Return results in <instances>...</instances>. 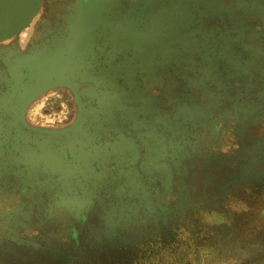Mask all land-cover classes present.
<instances>
[{
	"label": "rangeland",
	"instance_id": "rangeland-1",
	"mask_svg": "<svg viewBox=\"0 0 264 264\" xmlns=\"http://www.w3.org/2000/svg\"><path fill=\"white\" fill-rule=\"evenodd\" d=\"M80 1L43 0L0 40L18 103L29 85L15 70L41 72L49 55L51 69L80 71L32 75L41 91L16 117L33 129L3 158L0 264H264V0H107L98 13ZM90 18L83 44L75 24ZM62 21L69 42L48 41ZM85 103L58 160L47 146Z\"/></svg>",
	"mask_w": 264,
	"mask_h": 264
},
{
	"label": "flooded vegetation",
	"instance_id": "flooded-vegetation-1",
	"mask_svg": "<svg viewBox=\"0 0 264 264\" xmlns=\"http://www.w3.org/2000/svg\"><path fill=\"white\" fill-rule=\"evenodd\" d=\"M106 1L107 0H81L80 1V5L78 7V11L79 12H85V11H89V10L95 9L97 5L98 6L99 5L102 6V4L104 2H106ZM42 4H43V2H42ZM41 7H40L38 12H40ZM98 9H100V8H98ZM33 20H34V18H33ZM33 20H32V22H33ZM79 24L80 23H76L75 24V33L77 34V36H80V34H81V29H79ZM68 25H69V23H67L65 21H62V22L59 23V26L57 28L51 26V24L50 25L47 24L44 27V29L47 31V32L45 31L47 34H50L54 30L58 29V32L56 33V35L57 36H62V35H64L65 30H69L68 29ZM93 29H94L93 26L90 27L88 32H92ZM32 31H33V28H31L28 31V33L30 34ZM75 33H74V35H75ZM34 37H36V35H35V32L33 31V33L31 35H28V38L26 39V42L28 40H29V42H31V40H33ZM42 39H44V37ZM49 40H51V41L53 40L55 42H57V41H59V42L60 41L69 42L68 38H66L65 35H64V37H59L57 39H52L51 38V39H48V41ZM48 41L46 42L45 47L46 46L48 47L50 45V43L48 44ZM75 41H77V40L75 39ZM78 41L80 42L81 39L78 38ZM31 49H32V43H30V45L28 46V49L26 51L29 52V51H31ZM43 49H45V48H43ZM16 55L18 56V53L13 54L11 56L12 57V61H14L15 63L17 62V58H13V57L16 56ZM52 61H53V63L56 62L55 59H53ZM42 62H44V64H46V65L43 64L45 69L42 70L41 72L40 71H35V73H34V71L28 70V69L27 70L23 69V71H20V73L17 72V70L14 71V73L17 74V76H18V74L20 75L19 77L16 76V79L20 78L22 76V78H23L22 82L26 83V85H29V86H26L25 89L23 88V90L26 93L23 95L24 99L20 103L14 101L15 98L17 97V95H20V91L18 90V87L20 88V86H17L16 84L15 85L11 84L10 82L8 83V85H7V83H2V81L5 80L6 72H3L2 69L0 68L1 69L0 70V77H1L0 78V115L4 114L3 117L0 118V185L1 186L6 185V187H8L9 189H10V186H7V183L3 180L7 176V174L5 173L6 171H4V169H3V168L6 169V167L3 166V164L9 162L7 158H11L12 159L13 155L16 154V151H14L13 148H17L16 145H15V143L17 141V138H18L17 131L22 129V128H19V127L22 126L23 123H25L27 126H29V128L33 129L32 126L34 125L32 123V121L30 120V118H28L29 114H28V116L26 118L20 117V120L16 116L18 115V110L19 109H23V110L24 109H28V106H27V105H29L28 104V100H29L30 97H32V93H34L36 91H41L40 87L34 86V84H33L34 81H33L32 75L33 74L34 75L36 74L37 76H38V74L42 75L41 78L42 77L45 78V80H42V82H44V83L45 82L46 83L47 82L48 83L49 82H57V81H64L65 82V81H68V80L77 82V80H76V78H77L76 77V72H80V71H76V66H75V64L77 62L76 60L72 64L69 65L70 70L62 71V72H58V71L53 70V69L50 68V66H52V64H51V60H50L49 55H46V59L43 58ZM49 62H50V64H49ZM13 66L16 68V66L14 64H13ZM13 66L10 67V68H13ZM10 71H11V69H10ZM81 90L82 89L79 88V91H81ZM6 100H12L13 101V102H9V105L11 106V110H12L11 112H8V107H6V105H5V101ZM23 103H25L24 107L22 106ZM82 109H84L83 110L84 113L81 114V117L79 119V123L77 125L78 127H76L75 129H72V131L68 132V134H63L62 135V136H64L63 139H62V144L58 145V144H54V142H53V143H51L50 145L47 146V147H52V149L48 150V151H49V153L51 155H56L58 160L60 158H62V160L65 161V162L69 161L70 156L72 155V151H70L69 148H71V147L68 144L71 143L72 141L77 142L76 136L79 138V136L77 135V131H81L84 128V126H86V124H84V123L89 120V113L88 112L90 110V107L85 103V106H83ZM5 110L7 111L6 114L4 112ZM86 111H87V113H85ZM8 113H10L11 117H5L6 115H8ZM90 121H91V118H90ZM7 125H10L11 127L10 128H6ZM79 129H81V130H79ZM128 132H130V131H128ZM34 134L37 135L38 133L37 132L34 133V131H30V132L27 131L26 136H30L31 137V135L33 136ZM66 144H67V146H66ZM76 147H78L77 144H76ZM3 158H5L7 160V162ZM2 189L3 188L0 187V206L2 204V201H1ZM14 189H15V186H14ZM9 192H11V191H9ZM10 201H11V203L13 202L12 199H10ZM92 202H93V200H91V203ZM5 203L7 204V201H5ZM74 232L76 234V237H78V232L77 231H74Z\"/></svg>",
	"mask_w": 264,
	"mask_h": 264
},
{
	"label": "water",
	"instance_id": "water-1",
	"mask_svg": "<svg viewBox=\"0 0 264 264\" xmlns=\"http://www.w3.org/2000/svg\"><path fill=\"white\" fill-rule=\"evenodd\" d=\"M41 3L42 0H4L3 10L0 11V24L3 22L6 24L0 28V40L29 25L38 13ZM99 7L100 5H97L94 9L97 13ZM96 21V18H90L79 22V29H81L79 38L83 44L87 41L86 38H89L88 31L90 27L95 25Z\"/></svg>",
	"mask_w": 264,
	"mask_h": 264
},
{
	"label": "bare ground",
	"instance_id": "bare-ground-1",
	"mask_svg": "<svg viewBox=\"0 0 264 264\" xmlns=\"http://www.w3.org/2000/svg\"><path fill=\"white\" fill-rule=\"evenodd\" d=\"M39 21H40V20H39ZM43 21H44V20H43ZM46 21H47V20H46ZM41 22H42V20H41ZM29 35H30V34H29ZM27 38H28V36L25 37V40H26Z\"/></svg>",
	"mask_w": 264,
	"mask_h": 264
}]
</instances>
